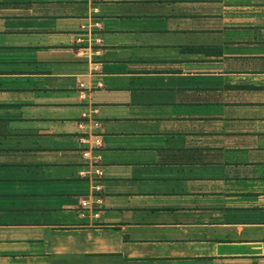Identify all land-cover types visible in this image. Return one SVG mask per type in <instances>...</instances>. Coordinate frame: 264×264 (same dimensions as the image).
I'll use <instances>...</instances> for the list:
<instances>
[{"label": "crops", "instance_id": "1", "mask_svg": "<svg viewBox=\"0 0 264 264\" xmlns=\"http://www.w3.org/2000/svg\"><path fill=\"white\" fill-rule=\"evenodd\" d=\"M107 105L151 157L118 185ZM0 264H264V0H0Z\"/></svg>", "mask_w": 264, "mask_h": 264}, {"label": "rangeland", "instance_id": "2", "mask_svg": "<svg viewBox=\"0 0 264 264\" xmlns=\"http://www.w3.org/2000/svg\"><path fill=\"white\" fill-rule=\"evenodd\" d=\"M102 90H97L94 94V101L95 103H101L102 101L106 102H115L120 98L117 94H108L102 96ZM108 104V103H107ZM108 106V105H107ZM110 111H114L115 115H118L116 112L118 111L121 113L119 116L112 117L111 119H105V115H102L100 118L103 122V141L105 143L104 148L100 149V153L102 156L103 166H107V169L104 168V177L105 183L108 185L117 184L118 185V178L119 177H126L129 175L132 170L131 167L134 164L140 163L142 161V157L147 160L150 157L147 151L144 149V143L148 141L147 138L142 136L139 131L143 128V125L133 122L131 120H127L123 118L122 114L124 112H120L121 108H113L108 106ZM39 114L43 116L50 115L51 112L46 110L42 111ZM2 141V140H1ZM6 144L11 146L14 144H18L22 142L24 144H30L33 142L31 138L21 140L20 137L12 136L5 140ZM50 145H59L58 142L53 141L50 139ZM76 145L75 142L68 144L67 149L63 151L56 152L49 156L41 157L40 159L46 160V162H55V163H74L78 159V154L75 151L69 150L68 148L74 147ZM119 184L122 189L125 187L127 190H139L138 195L139 197H161V195L157 194H145V188H152V185L144 186L145 184L139 183V185L127 184L123 185L121 181ZM143 186V187H142ZM20 190L23 193L31 195V194H38L41 193L39 191V186L25 184L21 186ZM43 190H48L45 187ZM87 185L85 183L79 182V180H71L68 185L64 187H52V190L49 192H64V193H75L77 191H86ZM125 196H136L132 194H124ZM57 195H46L45 199L56 198ZM67 197V194L64 195Z\"/></svg>", "mask_w": 264, "mask_h": 264}, {"label": "built area", "instance_id": "3", "mask_svg": "<svg viewBox=\"0 0 264 264\" xmlns=\"http://www.w3.org/2000/svg\"><path fill=\"white\" fill-rule=\"evenodd\" d=\"M82 204L83 206H85L87 204V201H83Z\"/></svg>", "mask_w": 264, "mask_h": 264}]
</instances>
